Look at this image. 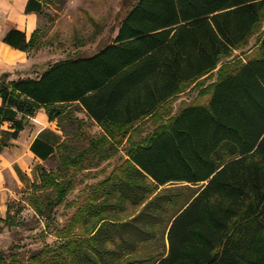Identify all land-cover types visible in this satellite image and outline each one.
I'll use <instances>...</instances> for the list:
<instances>
[{
	"label": "trees",
	"instance_id": "obj_1",
	"mask_svg": "<svg viewBox=\"0 0 264 264\" xmlns=\"http://www.w3.org/2000/svg\"><path fill=\"white\" fill-rule=\"evenodd\" d=\"M43 1L29 0L25 12L41 15ZM263 8L264 0H137L113 43L94 56L54 64L38 78L0 81V154L38 110L58 123L72 104L103 128L102 142L120 144L123 128L245 44ZM39 32L27 41L12 29L2 41L30 54ZM202 95L205 104L180 109L86 186L77 212L54 232L58 245L25 264H264V35L248 57L222 65ZM60 140L44 129L30 151L41 161L60 153L68 171L110 156L92 144L67 157ZM62 176L41 170L32 183L37 215L74 187ZM168 184L188 187L160 189ZM44 188L53 199L38 196ZM11 210L0 231L14 224ZM20 255L0 253V264H24Z\"/></svg>",
	"mask_w": 264,
	"mask_h": 264
},
{
	"label": "rangeland",
	"instance_id": "obj_2",
	"mask_svg": "<svg viewBox=\"0 0 264 264\" xmlns=\"http://www.w3.org/2000/svg\"><path fill=\"white\" fill-rule=\"evenodd\" d=\"M136 1L44 0L42 13L38 15L40 32L36 37L35 46L30 51L33 66L29 73L34 75L33 77H38L35 75H41L54 64L97 54L105 46L113 43L121 22ZM262 35H264V8L253 33L245 44L221 57L217 67L210 73L183 85L179 93L151 115L130 127L123 128L124 137L120 144H114L108 137L107 143L102 142L100 138L105 135L103 128L87 117L78 104L66 106L65 109L69 114L58 123L53 121L54 125L47 128L45 127L48 116L44 109L38 110L34 117L27 121L26 128L24 127L21 132L19 145L15 147L11 144L9 150L4 151L0 156V219L5 218L7 205L12 206L11 214L14 218L11 227L0 231V253L6 255L14 251L21 254V260L25 264L33 253L39 252L45 245L56 247L58 241L54 232L62 228L77 212L86 193V186L102 181L114 167L119 166L121 161L127 158L131 146L147 139L158 127L165 126L180 109L191 104H205L208 96H203L202 93L209 85L216 82L221 66L248 57L256 49ZM39 112L45 114V118H42ZM43 128L54 131L60 136V141L64 140V154L67 157L75 159L73 155L81 154L88 149L91 151L92 144L99 146L100 150H107L110 156L102 161L99 160L100 157H94L92 162L84 161L83 168L77 171H74L75 167L69 168L68 171L61 166L60 153L46 161L36 159L29 151V143ZM96 153H102L98 152V147ZM41 170L52 172L54 175H63V178H70L74 184L60 204L51 209L45 208L44 205L41 207L43 216L36 214L38 202L33 205L31 198L33 195L31 185L33 182L38 183ZM171 187L187 188L188 186L168 184L160 189ZM197 187L195 186L194 189L197 190ZM41 192L44 199L54 197L50 189L37 190L38 196Z\"/></svg>",
	"mask_w": 264,
	"mask_h": 264
},
{
	"label": "crops",
	"instance_id": "obj_3",
	"mask_svg": "<svg viewBox=\"0 0 264 264\" xmlns=\"http://www.w3.org/2000/svg\"><path fill=\"white\" fill-rule=\"evenodd\" d=\"M28 1L29 0H0V81L5 77V81L8 82L27 78L33 79L40 76L36 74L35 76L38 77H33L34 75L32 76V74L29 73V71L31 72L33 66L29 53L13 49L2 41L4 35L9 30L13 29L23 32L26 36V40L28 41L31 38V35L38 29V15L34 13L27 14L25 12V7ZM39 115L42 116V118H45L46 116L45 114H41L40 112ZM50 125L54 124L46 119L45 128ZM7 127L8 124L4 123L1 128L7 129ZM45 128L41 129V131ZM41 131L37 132L36 135L33 136V139L29 143V149L32 141ZM21 136L22 133L17 140L12 142L15 147L19 145ZM7 150L9 149L4 148L0 156L2 155V153H4V151ZM30 153L35 157V155L31 151Z\"/></svg>",
	"mask_w": 264,
	"mask_h": 264
}]
</instances>
